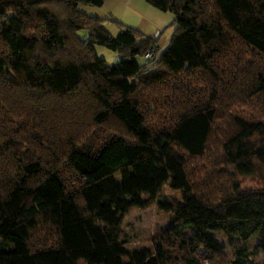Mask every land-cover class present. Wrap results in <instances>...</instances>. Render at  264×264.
Returning a JSON list of instances; mask_svg holds the SVG:
<instances>
[{"label":"trees","instance_id":"trees-1","mask_svg":"<svg viewBox=\"0 0 264 264\" xmlns=\"http://www.w3.org/2000/svg\"><path fill=\"white\" fill-rule=\"evenodd\" d=\"M103 1L0 0V264H249L211 233L264 232V0H145L174 18L155 64L158 39L78 10ZM167 183L186 190L167 230L122 262L127 199Z\"/></svg>","mask_w":264,"mask_h":264},{"label":"rangeland","instance_id":"rangeland-1","mask_svg":"<svg viewBox=\"0 0 264 264\" xmlns=\"http://www.w3.org/2000/svg\"><path fill=\"white\" fill-rule=\"evenodd\" d=\"M78 10L88 16H93L105 20L103 27L112 37L119 33V27H127L138 30L148 36L160 33L157 40L159 54L165 52L169 41L173 35V15L161 11L154 2L145 0H104L99 7L80 5ZM5 30L8 24H4ZM78 36L86 38L84 32ZM94 53L98 59L104 61L107 67L122 68L121 60L114 52L101 47L93 46ZM138 64H143L141 59ZM120 182L119 177L112 179ZM258 186V177L252 174L242 176V191L252 192ZM186 190H175L165 184L159 195L151 193L137 192L134 196L127 199L131 206L127 212L120 215L119 239L125 241L124 255L121 261L127 263L133 254L141 253L151 256L153 253L152 241L155 237L166 231L169 225V218L173 214V202H181L183 193ZM91 225L95 229L110 231L111 228L103 222L92 220ZM187 237L192 238L196 235L194 229L186 232ZM222 248L225 261L233 259L234 250L238 246H245L254 255L249 264H264V252L260 249L254 250L255 246L264 245V232H259L245 242H229L226 235L222 232L211 233ZM76 264H89L84 260L77 261Z\"/></svg>","mask_w":264,"mask_h":264},{"label":"built area","instance_id":"built-area-1","mask_svg":"<svg viewBox=\"0 0 264 264\" xmlns=\"http://www.w3.org/2000/svg\"><path fill=\"white\" fill-rule=\"evenodd\" d=\"M160 36V33L156 32L153 36V38L158 39ZM160 58L159 54V48L157 44L150 45L146 51L144 52L142 59L150 64H155Z\"/></svg>","mask_w":264,"mask_h":264},{"label":"crops","instance_id":"crops-1","mask_svg":"<svg viewBox=\"0 0 264 264\" xmlns=\"http://www.w3.org/2000/svg\"><path fill=\"white\" fill-rule=\"evenodd\" d=\"M142 33V32H141ZM143 35H145V36H147V37H152V36H148V35H146V34H144V33H142Z\"/></svg>","mask_w":264,"mask_h":264}]
</instances>
